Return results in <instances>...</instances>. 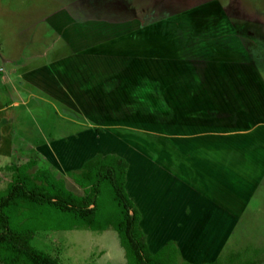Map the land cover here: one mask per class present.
Returning <instances> with one entry per match:
<instances>
[{
	"label": "rangeland",
	"instance_id": "1",
	"mask_svg": "<svg viewBox=\"0 0 264 264\" xmlns=\"http://www.w3.org/2000/svg\"><path fill=\"white\" fill-rule=\"evenodd\" d=\"M107 153L149 251L264 259V0H0V191L41 155L69 176ZM59 264H126L117 234L37 231Z\"/></svg>",
	"mask_w": 264,
	"mask_h": 264
},
{
	"label": "trees",
	"instance_id": "2",
	"mask_svg": "<svg viewBox=\"0 0 264 264\" xmlns=\"http://www.w3.org/2000/svg\"><path fill=\"white\" fill-rule=\"evenodd\" d=\"M38 159L18 158L9 166L11 180L0 191V264H59L31 243L37 231L113 230L126 264H179L178 249L167 241L149 251L141 226L142 216L126 190L127 161L107 153L86 161L70 173L81 189L77 195L56 179ZM219 259L206 264H221ZM227 264H264L231 253Z\"/></svg>",
	"mask_w": 264,
	"mask_h": 264
}]
</instances>
